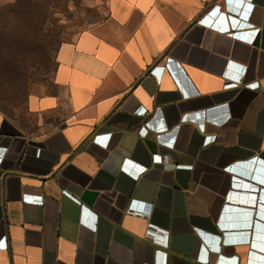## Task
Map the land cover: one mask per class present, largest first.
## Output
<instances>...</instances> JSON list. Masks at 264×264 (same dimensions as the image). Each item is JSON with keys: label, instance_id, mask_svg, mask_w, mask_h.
I'll return each mask as SVG.
<instances>
[{"label": "crops", "instance_id": "obj_1", "mask_svg": "<svg viewBox=\"0 0 264 264\" xmlns=\"http://www.w3.org/2000/svg\"><path fill=\"white\" fill-rule=\"evenodd\" d=\"M0 159V264L261 262L264 0H108Z\"/></svg>", "mask_w": 264, "mask_h": 264}, {"label": "rangeland", "instance_id": "obj_2", "mask_svg": "<svg viewBox=\"0 0 264 264\" xmlns=\"http://www.w3.org/2000/svg\"><path fill=\"white\" fill-rule=\"evenodd\" d=\"M108 0H15L0 6V111L19 119L53 78L59 44L107 14Z\"/></svg>", "mask_w": 264, "mask_h": 264}, {"label": "built area", "instance_id": "obj_3", "mask_svg": "<svg viewBox=\"0 0 264 264\" xmlns=\"http://www.w3.org/2000/svg\"><path fill=\"white\" fill-rule=\"evenodd\" d=\"M240 15V14H239ZM241 23V22H240ZM239 23V24H240ZM239 26V25H238ZM237 26V27H238ZM227 87H231V86H236V83H229L226 85ZM100 135L96 136L95 140L97 141H100ZM1 161L2 159H0V165H1ZM37 198V200H42V197H35ZM75 198V197H74ZM262 201H264V196H263V193L261 195V197L258 198V204H260V206L262 205ZM257 204V205H258ZM9 239H8V236H4L2 237V239L0 240V251H6L9 249ZM253 264H264V259L261 261V262H258V263H253Z\"/></svg>", "mask_w": 264, "mask_h": 264}]
</instances>
